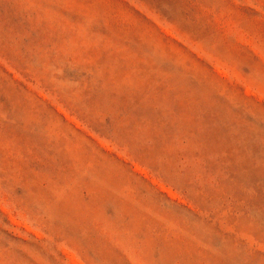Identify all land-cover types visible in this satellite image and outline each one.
Listing matches in <instances>:
<instances>
[{"label": "rangeland", "instance_id": "rangeland-1", "mask_svg": "<svg viewBox=\"0 0 264 264\" xmlns=\"http://www.w3.org/2000/svg\"><path fill=\"white\" fill-rule=\"evenodd\" d=\"M0 264H264V0H0Z\"/></svg>", "mask_w": 264, "mask_h": 264}]
</instances>
